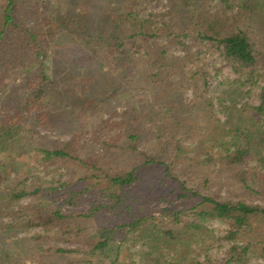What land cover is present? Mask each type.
Returning <instances> with one entry per match:
<instances>
[{"label":"trees","instance_id":"obj_1","mask_svg":"<svg viewBox=\"0 0 264 264\" xmlns=\"http://www.w3.org/2000/svg\"><path fill=\"white\" fill-rule=\"evenodd\" d=\"M76 2H71L73 9L56 14L48 13V3L40 0L0 4V169L6 166L10 142L19 140L31 116L44 129L65 127L61 107L70 105L75 117L99 122L91 121L95 129L89 135L86 123L76 120L67 140L35 148L39 165L47 160L70 163L80 169L77 177L51 181L38 176L27 143L21 147L22 167L15 177L0 171V185L6 182L0 189V222L4 215L15 220L0 226V262L23 264L13 238L19 229L31 226L52 232L46 238L78 244L57 247L56 253L79 252L114 261L129 232H135L136 240L146 246L142 264H245L252 252L264 257V203L222 198L218 190L210 191V173L197 174V159L217 147L224 167L240 169L236 175L241 174L243 181L245 167L254 162L251 168L258 170L259 188H247L251 196L264 200V84L259 103H245L240 110L247 120L241 126L232 121L235 104L226 105L220 98L229 117L221 122L213 97L207 95L216 83L201 69H197L202 73L199 77L198 71L188 73L195 53L185 41L194 36L210 42L232 66L241 86L264 82V0H169L166 13L147 17L136 9L139 0L103 12L78 11ZM58 39L68 46L57 64L64 61L71 66L62 78L57 73L49 77L44 63ZM179 46L184 53L171 54ZM79 62L86 67L85 88L74 80ZM141 62L146 67L140 72ZM34 63L37 68L28 70ZM134 78L137 85L143 79L147 87L157 88L151 107L172 100L169 88H193L194 98L185 103L192 121L186 122L187 116L172 105L173 120L161 128L169 135L145 144L131 119L107 121L98 115L101 109L114 108L105 105L104 98ZM43 91L54 93V99L40 100ZM160 203L166 205L160 209L161 219L155 221L152 211ZM66 205L69 210L64 212ZM210 220L227 224L223 237L230 245L222 259L206 253L201 260L189 237L194 230L202 231L199 248L207 250L217 239L206 225ZM89 228H95L96 234L89 236ZM115 240L120 246L112 249Z\"/></svg>","mask_w":264,"mask_h":264},{"label":"rangeland","instance_id":"obj_2","mask_svg":"<svg viewBox=\"0 0 264 264\" xmlns=\"http://www.w3.org/2000/svg\"><path fill=\"white\" fill-rule=\"evenodd\" d=\"M4 0H0V4ZM48 3L46 11L50 14H56L57 11H67L73 9L71 5L72 0H40ZM130 0H77L76 5L78 11H85L89 9H98V11H110L114 7L123 8L126 6ZM138 7L136 8L139 14L143 17H147L150 13H166L170 9L169 0H139ZM45 11V9H43ZM160 16H157V19ZM170 19L169 17H166ZM165 18V19H166ZM162 42H166V38H160ZM188 44L191 45L193 52L195 53L194 62L188 63L187 69L188 73L197 72L198 77L202 74L200 71L206 72L210 76V81L215 82V85H211L209 88L208 96L213 97L214 101V111L216 117L221 122H227L228 115L223 111V107L219 102V99H223L226 105L235 104L231 106L232 121L235 126H241L246 124L247 120L244 118L243 114L240 112L245 103L250 105H257L260 101L259 93L263 81L258 80L255 82H248L245 86H241L238 81V75L232 69V66L228 64L220 55V52L211 45L208 41H200L197 37L189 36L185 39ZM56 45L51 48L48 54L44 58L45 72L49 77L54 74L58 78L66 77L69 74V69H71L70 64L63 61V64L59 66L57 64V59L60 55L65 54V50L68 46V42L61 41L58 39ZM171 54L180 55L183 54L182 46H179L172 50ZM63 53V54H62ZM139 63V62H137ZM145 63L141 62L138 65V69L141 71L145 70ZM37 68V63H34L29 69ZM101 71H106L107 67L105 65L101 66ZM197 69H201L200 71ZM27 70V71H28ZM188 73L186 76H188ZM191 75V74H190ZM108 77V76H107ZM85 78H86V67L83 63L79 62L76 65V76L74 78L80 88H85ZM106 80H109L106 78ZM20 79L16 81L19 83ZM203 82L202 79L199 80ZM235 81V82H233ZM135 78L131 82H124V84L118 87L117 92L112 95H107L104 98L103 103L107 106L113 105L114 108L107 107L106 109H101L97 112L104 120L107 121H119L121 119H131V126L134 131L140 133L141 137L144 138L145 144L157 143L161 139H165L167 132L162 133L161 128L164 124L172 121L171 113L175 107L176 111L186 115V122H191L192 117L187 114L185 109V103H189L195 96L194 89L191 87H172L169 88L168 95L170 97V102L167 101L163 103L155 104L151 107V102H154V96L157 88L147 87L145 80H141L140 83L136 84ZM235 84L236 87L231 86ZM61 86L63 84H60ZM66 85V84H65ZM16 86V85H15ZM15 88V87H14ZM18 94V93H17ZM20 94V93H19ZM40 100L52 101L54 99V93L52 92H42L39 97ZM174 107H173V106ZM60 109V107H59ZM61 109L64 111V123L65 127L55 126L54 128L44 129L41 126L35 125L33 121V116L29 120L25 121L24 129L21 132L19 140H13L10 142L9 150L6 157V166L4 169H0L5 173H12L10 178L15 177L17 171L21 170L22 167V155L21 147L25 146V143L31 145V149L28 151L31 155L30 162L33 171L41 177L47 180L53 181L54 179H60L61 181H67L81 174L80 169L70 163H64L59 160L53 161L52 164L47 160L45 164L39 165L37 163L39 152L35 151V148L43 146H52L55 143L63 140H67L74 130V126L78 122H85L86 128L89 130V135L94 131L95 127L92 122L99 125V122L95 119L91 121L86 117L77 116L75 117L72 112V107L70 105L62 106ZM115 111H111L114 110ZM186 113V114H185ZM137 119V120H136ZM76 120L78 122L76 123ZM136 120V121H135ZM74 122L73 126L70 123ZM264 124V120L262 121ZM70 125V126H69ZM204 138V137H202ZM190 143V141L188 142ZM207 144V143H206ZM190 153L193 154V149L190 148ZM188 151V150H185ZM221 153L217 147L209 149V152L197 159L198 173L205 175V173H210L212 177V182L210 184V191L215 193L218 190V195L222 198H233V199H245L248 201L254 200L258 203H264V200L256 196H251L250 190L247 187L259 188V176L258 170L251 168L254 162H251L245 167L244 181L242 180L241 174L236 175L237 172L241 170L236 168H226L222 164ZM264 171V169H261ZM241 173V172H240ZM236 175V176H235ZM230 177V178H228ZM194 181V180H193ZM4 184L0 185V189L6 187ZM24 203L28 202V198L22 200ZM179 203V202H177ZM166 203H160L154 205L152 211V219L157 221L161 219V208L164 207ZM0 207H1V197H0ZM69 207L66 205L63 208L64 212H67ZM3 222H0V226H5L9 222L15 221L10 215H4ZM89 220H87L88 222ZM9 225V224H8ZM208 228L214 230L217 239L214 240L207 250L200 249L199 242L200 238L204 236V233L200 230H194L191 233L189 239L192 240V247L197 248L198 253H200V259L203 260L206 253L212 255L213 257L222 259L230 245V243L223 237L226 234L227 224L220 220H210L206 222ZM9 231H14V228L7 226ZM13 229V230H12ZM89 236L96 234L95 228H89L87 230ZM17 236L13 238L15 247L18 249L19 255L23 261V264H142L147 251L146 246H143V241L136 240V233L129 232L127 239L119 248L120 255L117 261L112 258H102L98 255H84L83 253H56L57 247H76L78 244L76 242L70 243L66 240H56L53 238H46L48 235H52V232H46L41 226H31L26 231L19 229L16 233ZM120 246L118 240L111 242V248L116 249ZM2 250L0 249V255ZM169 259V258H168ZM113 260V261H112ZM170 261V260H169ZM0 264H2L0 262ZM245 264H264V257L260 255L259 252H252L250 258Z\"/></svg>","mask_w":264,"mask_h":264}]
</instances>
